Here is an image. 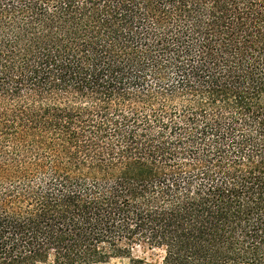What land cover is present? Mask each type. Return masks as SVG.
Here are the masks:
<instances>
[{"label":"trees","instance_id":"16d2710c","mask_svg":"<svg viewBox=\"0 0 264 264\" xmlns=\"http://www.w3.org/2000/svg\"><path fill=\"white\" fill-rule=\"evenodd\" d=\"M264 264V0H0V264Z\"/></svg>","mask_w":264,"mask_h":264},{"label":"rangeland","instance_id":"374dc122","mask_svg":"<svg viewBox=\"0 0 264 264\" xmlns=\"http://www.w3.org/2000/svg\"><path fill=\"white\" fill-rule=\"evenodd\" d=\"M164 255V251L161 248L149 247L146 244L137 245L132 250V256L138 259H142L144 264H160ZM44 264V263H35ZM99 264H128L126 257L110 258L105 263Z\"/></svg>","mask_w":264,"mask_h":264}]
</instances>
